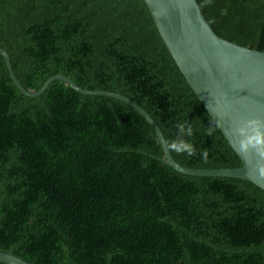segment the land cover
Wrapping results in <instances>:
<instances>
[{"label": "trees", "instance_id": "obj_1", "mask_svg": "<svg viewBox=\"0 0 264 264\" xmlns=\"http://www.w3.org/2000/svg\"><path fill=\"white\" fill-rule=\"evenodd\" d=\"M197 3L217 36L264 51V0ZM0 49L27 91L63 75L132 100L185 168L241 164L144 0H0ZM0 252L29 264H264V192L176 172L122 101L59 80L25 96L0 55Z\"/></svg>", "mask_w": 264, "mask_h": 264}, {"label": "water", "instance_id": "obj_2", "mask_svg": "<svg viewBox=\"0 0 264 264\" xmlns=\"http://www.w3.org/2000/svg\"><path fill=\"white\" fill-rule=\"evenodd\" d=\"M144 2L167 51L238 156L240 166L219 170H194L181 166L173 159L161 130L151 116L122 95L82 89L63 75L48 79L39 91H27L15 77L7 52L0 49L12 81L30 98L39 97L51 82L59 80L80 94L122 101L136 109L150 124L163 150L164 163L176 172L193 177L240 179L264 192V51L240 46L217 36L197 0ZM0 263L29 264L5 252H0Z\"/></svg>", "mask_w": 264, "mask_h": 264}, {"label": "clouds", "instance_id": "obj_3", "mask_svg": "<svg viewBox=\"0 0 264 264\" xmlns=\"http://www.w3.org/2000/svg\"><path fill=\"white\" fill-rule=\"evenodd\" d=\"M257 142H260L259 139H257ZM262 172H264V169H262Z\"/></svg>", "mask_w": 264, "mask_h": 264}]
</instances>
